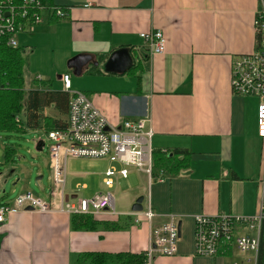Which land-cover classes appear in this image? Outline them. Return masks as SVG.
<instances>
[{
  "label": "crops",
  "instance_id": "crops-1",
  "mask_svg": "<svg viewBox=\"0 0 264 264\" xmlns=\"http://www.w3.org/2000/svg\"><path fill=\"white\" fill-rule=\"evenodd\" d=\"M52 5L66 8L68 17L49 19L17 35L18 47L20 36H32V56L38 51L36 42L46 45L44 52L51 53L55 67L63 69L54 79L38 77L34 88L65 92L60 77L68 74L72 90L86 94L110 126L150 117L153 148L191 152L190 168L177 175L162 173L161 180H152L140 171H129L126 179H115L129 180V204L140 196L142 205L149 201L157 215L152 225L165 223L170 216L178 221L175 255L156 256L151 264H225L218 257L195 254L194 217H252L264 202V140L257 136L258 100L233 94L229 72L233 55L254 48L256 0H52ZM156 29L164 32L166 48L163 54L150 56L140 34ZM119 49L127 50L134 63L141 62L142 71L135 76L106 73V60ZM80 56H88L90 63L77 74L70 61ZM43 115L67 122V115L53 105ZM20 119L25 121V113ZM51 126L47 122L26 131L44 132L46 140L40 142L45 145L47 133L56 130L47 129ZM69 160L78 159L65 160L64 192ZM45 166L49 170V156ZM108 167L105 162L102 171L78 175L75 189L89 197L102 191ZM37 175L38 187L44 191L41 198H48L51 189L44 190L42 175ZM28 191L22 188L19 194ZM1 200L13 202L3 195ZM114 208L116 214L93 217L100 223L94 230L73 229L71 217L65 214L16 212L0 230V264H88L80 263L78 256L144 253L149 243L147 222L135 223L130 207L116 210V199Z\"/></svg>",
  "mask_w": 264,
  "mask_h": 264
},
{
  "label": "built area",
  "instance_id": "built-area-1",
  "mask_svg": "<svg viewBox=\"0 0 264 264\" xmlns=\"http://www.w3.org/2000/svg\"><path fill=\"white\" fill-rule=\"evenodd\" d=\"M67 17L66 8L46 6L41 0H0V40L17 48L19 33L32 31L49 19ZM253 29V50L231 58L230 88L233 94L258 100L257 136L264 140V0H256ZM140 37L149 46L150 56L165 52L166 37L162 30L142 33ZM60 79L64 91L69 94L66 128L47 133L49 170L56 192L51 189L48 198H41L28 191L19 194L13 202L1 205L0 230L13 214L27 208L41 214L68 216L116 214L115 179H126L129 168H135L150 178L154 135L151 118L126 119L119 127H112L86 94L72 90L70 75L63 74ZM67 158L107 159L109 167L103 174V190L90 198L66 194ZM131 214L136 218L135 223L144 219L149 226L144 264H151L156 256L175 255L180 232L173 216L165 223L152 225L157 215L149 201L142 205V211ZM263 221L264 202L260 212L252 217L197 215L194 217V252L200 257L228 258L227 264H258ZM237 258L239 261L235 260Z\"/></svg>",
  "mask_w": 264,
  "mask_h": 264
},
{
  "label": "trees",
  "instance_id": "trees-1",
  "mask_svg": "<svg viewBox=\"0 0 264 264\" xmlns=\"http://www.w3.org/2000/svg\"><path fill=\"white\" fill-rule=\"evenodd\" d=\"M19 1V0H16ZM46 6L52 5V0H41ZM56 21V19H53ZM131 52V50H130ZM22 48H13L0 40V131L10 134H22L26 130L37 129L40 124L49 122L52 124L47 129L63 130L66 128L65 121H56L43 115L46 107L53 105L62 115H67L69 94L67 92L31 89L26 90L24 73L28 65V58ZM104 56L99 57L102 61ZM141 62H133L129 70L125 73L135 76L142 71ZM98 71V70H96ZM92 72V70H90ZM100 73V72H99ZM139 83V78H137ZM40 81L33 79L34 86ZM25 113V121L20 119ZM5 157L8 161L15 155L14 148H5ZM191 152L182 148L163 150L153 148L152 168L150 178L158 180L162 173L177 175L190 168ZM234 179H238L234 174ZM0 201V206L5 204ZM71 224L75 230H94L100 223L91 216H70ZM113 228L114 224H106ZM80 263L88 264H144L145 254H132L119 252L115 254L105 252H87L78 256ZM258 264H264V221L260 232V243L258 251Z\"/></svg>",
  "mask_w": 264,
  "mask_h": 264
},
{
  "label": "rangeland",
  "instance_id": "rangeland-1",
  "mask_svg": "<svg viewBox=\"0 0 264 264\" xmlns=\"http://www.w3.org/2000/svg\"><path fill=\"white\" fill-rule=\"evenodd\" d=\"M31 38V35L20 36L18 38L19 48L23 49L26 54L25 56L28 58V65L24 73L26 90H31L35 87L33 84V79L35 78L54 79L57 73H63L61 66L55 67L56 64H53L56 58L53 57L51 53L44 52L46 45H43L41 42H36L38 51L32 56L34 46L29 41ZM45 140L46 135L44 132L26 131L22 134H10L0 131V196L3 195L7 200L14 201L23 188L29 190L38 197H42L44 191H41L36 182L38 172L42 175V179L40 180L41 187L46 191L49 189L56 191L51 173L45 166L48 156V142H45L42 151L37 150L38 143ZM7 147L14 148L16 151V155L14 154L15 156L12 157L11 161H8L5 157V148ZM105 162H108V160H69L67 162V184L65 193H75L79 198H90L91 196L89 197L85 191L75 189L74 185L80 181L75 177L85 172L97 173L102 171ZM129 171L136 172L137 170L135 168H129ZM130 185L129 180L123 181L118 179L115 181L113 193L116 199V210H124L126 207H130L128 209L130 211L133 202L129 204L131 195L126 191V189H129ZM131 194L133 195V192ZM218 259L225 260V264L229 261V259H225L221 256H219ZM235 260L239 261L238 258Z\"/></svg>",
  "mask_w": 264,
  "mask_h": 264
},
{
  "label": "water",
  "instance_id": "water-1",
  "mask_svg": "<svg viewBox=\"0 0 264 264\" xmlns=\"http://www.w3.org/2000/svg\"><path fill=\"white\" fill-rule=\"evenodd\" d=\"M90 63V58L88 56H80L74 60L70 61V66L76 69L77 74L80 73V69ZM132 65V59L125 49H119L110 54L108 59L104 64V71L106 73H115V74H124L126 73ZM39 147L37 146V150L40 151V147L44 146L43 142H39ZM143 197H138L134 204L131 207V211L140 212L142 211V203ZM26 210H31L27 208Z\"/></svg>",
  "mask_w": 264,
  "mask_h": 264
}]
</instances>
